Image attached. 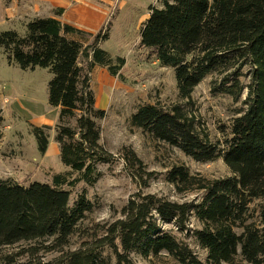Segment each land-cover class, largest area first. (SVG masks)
Masks as SVG:
<instances>
[{
  "label": "trees",
  "instance_id": "16d2710c",
  "mask_svg": "<svg viewBox=\"0 0 264 264\" xmlns=\"http://www.w3.org/2000/svg\"><path fill=\"white\" fill-rule=\"evenodd\" d=\"M149 9L140 27V45L162 66L173 68L179 98L189 99L207 76L214 75L219 80L212 81L213 92L243 100L235 116L219 125L221 135L214 141L200 135L194 119L180 105L170 109L141 105L131 115V123L196 161L223 159L231 175L206 181L195 179L185 166H174L166 180L184 187L197 181V188L203 190L199 200L179 202L137 192L106 236L64 251L93 210L85 192L72 203L73 190L81 182L97 183L102 175L99 165L114 156L100 142L98 121L105 118L106 110L96 106L90 72L100 66L123 82L126 59L101 46L110 37L108 27L97 33L85 31L57 18L64 12L57 8L56 17L28 20L23 33L0 30V54L9 63L51 73L48 103L60 108L55 141L61 162L70 168L54 174L50 182L0 179V264H108L106 245L118 264H132V253L144 257L165 253L176 264H234L238 258L264 264V0H161V6ZM86 35L94 36L91 43ZM81 57L88 60L86 70ZM71 120L76 125H70ZM30 127L39 152L45 154L51 126ZM123 156L144 171L134 150ZM256 199L263 200L258 210L250 206ZM192 218L198 226L190 229ZM165 224L192 237L206 251L205 260ZM48 241L51 250L62 252L53 260L38 257L35 245L22 263L5 252L21 242Z\"/></svg>",
  "mask_w": 264,
  "mask_h": 264
},
{
  "label": "rangeland",
  "instance_id": "374dc122",
  "mask_svg": "<svg viewBox=\"0 0 264 264\" xmlns=\"http://www.w3.org/2000/svg\"><path fill=\"white\" fill-rule=\"evenodd\" d=\"M95 3L103 8L109 7V17L101 28L108 27L110 37L101 42V46L113 56L125 57L124 81L110 75L106 68L100 66L90 72L96 106L106 110L105 118L98 121L100 142L114 156L111 162L99 165L102 175L97 183L90 186L81 182L73 190L72 203L79 193L85 192L93 203V210L82 219L64 251L77 249L85 242L106 236L110 224L121 218L122 208L137 192L179 202L199 200L203 190L197 188V181L184 187L166 180L167 172L174 166H185L195 179L206 181L231 175L223 159L196 161L178 148L156 140L132 125L131 115L139 106L157 104L170 109L180 105L194 119V126L200 135L214 141L221 135L219 125L235 116L243 100L213 92L212 81L219 80L214 75L207 76L189 99L178 97L173 68L162 66L149 49L140 45V27L149 15L150 6H161V0H96ZM3 17L0 13V30L15 29L23 33L26 21H9V18ZM85 37L87 43H91L94 36ZM80 64L85 70L89 66L88 60L83 57ZM51 76L46 68L21 69L9 63L5 54H0V109L3 116L0 125V179L12 178L21 183L35 180L50 182L54 174L70 169L61 162L59 145L55 141L60 108L48 103ZM241 80L247 82L248 78L241 77ZM31 124L51 126L47 131L49 145L45 154L38 150ZM70 125H76L75 121L71 120ZM128 149L134 150L142 160L145 172L126 161L123 154ZM137 171L143 172L142 177L135 175ZM262 202V199H256L250 206L258 210ZM197 226L198 222L192 218L190 229ZM164 228L188 242L197 255L205 260L206 251L192 237L177 231L173 224H165ZM51 244L52 241L21 242L5 248V252L14 254L17 262L22 263L28 260L29 248L35 245L39 249L38 257L45 261L53 260L62 252L51 250ZM104 255L108 258V264H118L107 245L104 246ZM129 258L132 264H176L165 253L149 257L132 253ZM234 264L248 263L238 258Z\"/></svg>",
  "mask_w": 264,
  "mask_h": 264
},
{
  "label": "crops",
  "instance_id": "0c3cea01",
  "mask_svg": "<svg viewBox=\"0 0 264 264\" xmlns=\"http://www.w3.org/2000/svg\"><path fill=\"white\" fill-rule=\"evenodd\" d=\"M96 0H0V13L10 20L28 21L35 17H56L55 10L64 8L62 22L96 33L109 17V7H100ZM105 1V0H101ZM108 6V5H107Z\"/></svg>",
  "mask_w": 264,
  "mask_h": 264
}]
</instances>
